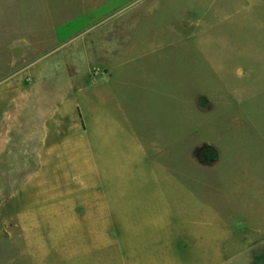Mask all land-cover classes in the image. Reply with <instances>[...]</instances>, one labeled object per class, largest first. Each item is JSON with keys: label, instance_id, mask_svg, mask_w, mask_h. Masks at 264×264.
I'll list each match as a JSON object with an SVG mask.
<instances>
[{"label": "rangeland", "instance_id": "rangeland-1", "mask_svg": "<svg viewBox=\"0 0 264 264\" xmlns=\"http://www.w3.org/2000/svg\"><path fill=\"white\" fill-rule=\"evenodd\" d=\"M0 130V264H264V0H0Z\"/></svg>", "mask_w": 264, "mask_h": 264}, {"label": "crops", "instance_id": "crops-1", "mask_svg": "<svg viewBox=\"0 0 264 264\" xmlns=\"http://www.w3.org/2000/svg\"><path fill=\"white\" fill-rule=\"evenodd\" d=\"M26 101V99H25ZM18 105V104H17ZM18 109V106H17ZM35 116L30 117L28 116V118H25V125L20 121H19V125L18 128H20L18 131H16V135H15V147L17 148V153H19V151L22 153V155H24V157L27 159L26 163L23 165H28L29 163L31 165H37L36 161H34L35 159H37V157L41 156H36L35 154H39L40 150L38 149L39 147L42 146V142L45 138H50L53 137V135L51 134L52 132H56L55 130H57V128L55 129H49L46 132V137H45V132L44 131H40V128H37L34 123ZM31 125V126H30ZM30 126V128H29ZM4 132L3 130H0V134ZM4 135L0 136V147L2 148L3 144L5 141H3L1 138ZM45 145H47V141L45 140ZM51 144V143H50ZM21 149V150H20ZM41 154V152H40ZM31 155V157H30ZM32 159V160H31Z\"/></svg>", "mask_w": 264, "mask_h": 264}]
</instances>
